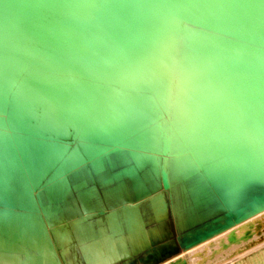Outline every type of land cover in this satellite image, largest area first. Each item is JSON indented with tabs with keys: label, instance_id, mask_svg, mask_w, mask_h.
<instances>
[{
	"label": "bare ground",
	"instance_id": "6f19581e",
	"mask_svg": "<svg viewBox=\"0 0 264 264\" xmlns=\"http://www.w3.org/2000/svg\"><path fill=\"white\" fill-rule=\"evenodd\" d=\"M11 1L5 5L0 0V103L4 105L10 98L14 117L20 114L26 98L46 96L53 105L68 107L79 115L86 113L80 130L82 137L117 142L143 126L139 125L138 114L143 112L140 109L145 100L140 96L142 92L134 94L131 90L157 89L158 76H165L171 63L174 71L185 72V75L178 72L174 75L178 80L187 81L181 84L191 80L193 84H206L195 85L194 90L186 88L184 94L180 88L182 91L176 94L175 100L192 101L188 107L193 117L191 129L206 134L203 138L207 149L216 155H223L226 150L228 157L218 161L222 171L211 164L216 169L211 166L208 177L217 183H231L243 170L246 183L247 179L250 183L249 178L264 182V0H80L60 10H57L61 5L58 4L49 15L42 11L45 3L41 1L32 4L25 0ZM183 19L194 22L178 32ZM176 33L179 34L177 47L170 58L166 54ZM75 54L79 57L69 64L72 79H56L47 72L62 66L66 56ZM218 63L223 69L215 68ZM28 67L34 70L28 72ZM26 71L22 86L7 90L8 81ZM216 71L226 77L222 85L226 91L223 107L228 121L224 125L212 115L216 99L212 78ZM11 92L14 93L12 97ZM19 136L9 137L11 141L3 143V155L7 158L5 161L2 158L5 197L11 192L7 183L11 182L14 171L21 178L27 177L18 161L14 140L18 141V148L26 153L27 159L36 162L37 165L29 166L34 178L39 171L43 176L56 161L55 152L49 149L43 137L29 133ZM143 138L150 141L152 135L141 134L138 139ZM10 149L12 156L9 158ZM78 155L75 153L70 163L77 164ZM61 167L58 168L62 172L69 168L65 163ZM62 172L65 175L67 170ZM65 184L68 185L66 179ZM61 188L51 186L47 190L56 195ZM227 192L230 193V189ZM245 196L225 217L227 226H219L224 230L217 231L220 233H215L211 241L204 239L205 242L189 247L186 251L189 257L205 255L223 245L231 252L238 251L264 237V187L259 184L249 189ZM32 206L36 207L31 202L27 205ZM40 208L45 215H52L48 205ZM5 215L7 211L0 214V229L6 227ZM28 217L17 240L23 242V249L0 237V241H5L0 242L1 249L14 248L17 254L21 252L18 250H27L24 243L29 244L38 248L35 250L38 255H33L31 264H60L40 217L32 213ZM67 229L54 234L69 243L71 236ZM167 247L163 249L164 254L170 251ZM181 262L173 260L169 264Z\"/></svg>",
	"mask_w": 264,
	"mask_h": 264
},
{
	"label": "rangeland",
	"instance_id": "374dc122",
	"mask_svg": "<svg viewBox=\"0 0 264 264\" xmlns=\"http://www.w3.org/2000/svg\"><path fill=\"white\" fill-rule=\"evenodd\" d=\"M191 26L189 21H182L179 24L178 32H181L183 27ZM197 31L204 32L199 29ZM178 35V33L174 35L173 44L166 54L170 58L175 53ZM181 39L184 38L181 37ZM181 71L180 69L174 71L173 66L169 63L166 75L158 76L160 85L157 89H154V91L139 88H135L134 91L131 90L134 94H136L135 92H142L140 96L145 100L143 107L140 109L143 112L138 114L140 118L139 125L143 126L138 129L139 131L135 130L117 142L82 137L80 130L81 125L85 122V115H79L69 108L52 105L45 97L39 99L36 97L26 98L27 101H24L23 108L17 118L14 117L13 110L8 106L9 102L6 103L5 108L2 107V111L0 109V214L7 211L4 219L6 227L0 229L1 239H5L11 245L18 244V247L23 249V242L17 240L23 231L25 221H28V216L32 213L42 220L41 225L44 226L45 231L50 236V243L54 245L55 253L59 258L57 261L59 262L60 257L63 255L62 251H66V261L73 262V248H75L81 256L82 264H90L89 259L83 252L86 243L83 240L82 231L85 228L94 227L98 232L92 237L91 245L100 259L104 260L108 257L114 237L119 236L124 240L122 246L128 252L127 258H135L138 264H150L151 262L169 264L172 259L176 258V255L185 250L180 245L183 233L198 227L205 219L221 215L225 209L231 211L235 204L246 197L245 195L249 189L251 190L259 184L264 187V182H259L257 179L249 178L250 183L248 179L246 183L247 177L243 170L232 180L233 182L223 181L224 184L226 183L225 185L222 184V181L218 184L208 177L213 165L222 171V166L218 164V161L227 158L228 155H225V149L223 155L213 154L210 149L204 146L206 140L203 137H206V134L191 129L193 117L189 113L188 109L190 108L188 107L191 106L192 101H186L182 98L178 102L175 99L182 90L184 94L189 88L194 90L195 85L206 84H199V82L193 84L194 82L192 83L191 80L183 85L186 80L184 81L181 78L178 80V77L174 76L178 75L177 72L180 75H185V72ZM181 81H183L182 84ZM20 82L21 79L18 77L8 90L19 87ZM178 85L179 87H177ZM13 95L12 93L11 96ZM127 103H130V100H127ZM0 104L2 105V103ZM3 111L4 114H2ZM179 118H182V120ZM20 133L43 137L49 144V149L55 152L54 158L56 161L54 166L48 168L43 176H41L42 172L39 171L36 172L37 176L34 178L29 166L37 165L36 162L27 159L26 153L18 148V141L14 140L18 161L27 177L21 178L14 171L11 182L7 183L8 186H11V192L8 193V197H5L2 190L5 183V179L2 178V158L4 161L7 158L3 155L5 150L3 143L8 142L9 137L19 138ZM141 134L146 137L152 135V139L150 141L145 140L146 138H143V140L138 139ZM91 141H95L96 144ZM53 144L55 148H53ZM8 152L10 158L12 149ZM75 153L79 154L77 158L80 159L78 158L77 164H72L70 163L71 157ZM62 163L70 168L65 169L67 170L65 175L61 174L62 170L59 169ZM6 164L9 165V160L6 161ZM215 166H213L214 169H216ZM249 174L252 175L251 172ZM241 176L244 181L240 179ZM167 177L171 182H177L168 185ZM207 178L211 180L216 190L215 193L212 192L215 203L212 209L208 211L206 218L197 219L193 216V208L190 204L183 203L182 197H184L183 193L186 187L196 186L197 184L206 185L208 183ZM65 179L68 185L65 184ZM135 181L146 182L143 190L138 188L136 192L132 191V184ZM232 183L235 185H232ZM51 186H61L62 188L58 191L59 193L52 195L47 190ZM209 186L210 184L206 187ZM28 188L29 191H27ZM115 188L119 190L120 194L110 199L108 194ZM229 189L230 193L227 192ZM227 194L230 196H227ZM220 196L223 198L224 203ZM231 196L235 199H232ZM8 198H10V201L7 200ZM226 199L230 200L226 201ZM98 201L99 204H97ZM201 201H204L203 196L196 198V202ZM228 201H234V203H228ZM29 202L36 205V207H27ZM132 203L137 204L136 207L139 210L140 217L148 229L153 228L158 221L166 223L171 232L170 239L175 241L179 249L177 253L174 252L169 257L161 260L162 258L157 257L152 259L143 258L145 248L137 252L132 251V231L127 228L128 217L126 215L127 207L129 208ZM47 205L52 212L50 216L45 215L40 208ZM191 213H193L192 216H190ZM26 227L29 228L28 223ZM62 229H67L70 233L71 240L69 243L64 242L61 238L59 239V234H54ZM262 239L264 240V237L260 240ZM0 242L5 241L1 240ZM24 245L27 250H18V252H21L17 254L13 250L14 248L5 250L1 247L0 253L2 255H21V257H24L23 264H31V260L34 258L33 255H38L35 252V250L38 251V248L36 249V247L25 243ZM229 252L231 251L229 250ZM123 259V257L116 258L109 264H131L132 262V260L123 262ZM63 260L64 258H62V262Z\"/></svg>",
	"mask_w": 264,
	"mask_h": 264
},
{
	"label": "crops",
	"instance_id": "0c3cea01",
	"mask_svg": "<svg viewBox=\"0 0 264 264\" xmlns=\"http://www.w3.org/2000/svg\"><path fill=\"white\" fill-rule=\"evenodd\" d=\"M166 181L168 185H173L177 182V181L171 182L169 177H167ZM145 184H146L145 181L142 182L135 181L133 182L131 189L134 192H136L138 188L139 189L142 188L143 190V186ZM208 184H210L209 187L212 190L211 192H210V188L206 187L208 186ZM126 190L128 191V189ZM212 192L215 193L216 190L214 188V185L209 179L206 185L197 184L196 186L186 187L183 193L184 197H182L183 198L182 202L186 204L187 203L190 204V206L193 208L194 214L191 213L190 216H192L193 214V216L197 217V219L206 218V216L208 215V211L212 209V206L215 203ZM119 194H120L119 190L115 188V190L112 189L109 192L108 197L111 199ZM202 196L204 198V201H201L199 203L196 202V198ZM221 200L224 203L222 197ZM97 204H99V201L97 202ZM136 206L137 204L132 203L129 206V208L127 207V214H126L128 217L127 228L129 231H132V236H131L133 240L132 251L137 252L140 249L145 248L146 251L142 256L143 258L152 259L154 257H157L163 259L169 257V254L174 251L175 243L170 239V231L168 226L166 225L165 222L158 221L153 228L148 229L145 226L144 222L142 221L139 210ZM229 211L230 210L225 209L222 215L207 219L206 221L202 222L197 228L187 231L183 235V237L186 244H190V245L182 253L176 255V258L172 259L171 261L173 260L175 262L182 261L181 262L182 264H264V240L257 241L254 244H249L246 247H242L241 250L239 249L240 251L238 250L234 252H229L228 248L226 247L227 245H223L221 249L219 250L213 249L212 251H208L205 255L202 256L189 257L187 255L186 251L189 249V247L193 248V246L197 244H201L203 243V241L205 242V240L211 241L214 239L215 233L219 234L224 230V228L227 226L225 217L230 213ZM65 214L67 215L66 212ZM221 218H223V220ZM219 220L220 223L217 224ZM213 222L217 224L218 228L215 226L216 224H214ZM211 224H214L215 228ZM219 226H223L224 228ZM219 230L220 232H217ZM201 231L204 232L200 236L199 235L197 236V234H200ZM97 232L98 230L94 227H88L83 229L82 231V237L84 242L86 243L83 248V252L87 257V259H89L90 264H109L111 261L120 257L124 258L123 262H129L132 260V258L131 259L129 257L127 258L128 252H126L122 246L124 240L119 236L114 237L113 243L111 244L112 247L111 251L109 252V255L106 259L103 260L97 257L96 252L93 246L91 245V239L94 235H96ZM166 247L169 248L170 251L164 254L163 249ZM73 249H74L73 262L66 261L65 258L66 251H64L62 257H60V264H63V262L64 264H71V263L82 264L81 256L77 253L75 248ZM23 258L24 257H21V255L18 256L2 255V253H0V264H23ZM62 258H64L63 262H62Z\"/></svg>",
	"mask_w": 264,
	"mask_h": 264
},
{
	"label": "water",
	"instance_id": "95a60500",
	"mask_svg": "<svg viewBox=\"0 0 264 264\" xmlns=\"http://www.w3.org/2000/svg\"><path fill=\"white\" fill-rule=\"evenodd\" d=\"M11 0H2V3L3 4H5V5H7V2H10ZM42 2V3H45L43 6H42V11L46 14V15H49V13L58 5V4H61L60 6H57V10H60V9H62V8H64V7H67V6H69V5H71V4H73V3H75V2H77V1H80V0H25V2H27V3H34V2H36V3H39V2ZM11 2H16V1H11ZM42 5V4H41ZM41 5H39V7L41 8ZM56 10V11H57ZM182 21H189V23H191V22H194V21H192V20H188V19H183V20H181V22ZM211 47H213V44L211 43ZM218 47V44L217 45H215V48H217ZM79 57V55H77V54H75V55H69L68 57L66 56V58H64L63 59V62H62V66H60V67H57V68H55V69H53L52 71H47L48 69H46V70H44V68H38V70H41V71H47V72H49V74L52 76V77H54V78H56V79H64V80H70V79H72V75H71V73L69 72L70 70H69V64H72V63H74V61H75V59L76 58H78ZM73 61V62H72ZM222 66V67H221ZM33 67V66H32ZM32 67H28L30 70L28 71V72H30V71H33L34 70V68H32ZM215 68H221V69H223V65L221 64V63H218V64H216L215 65ZM36 69V68H35ZM213 70H214V67L212 68ZM25 74H28L27 73V71L26 72H23V74H18L15 78H13V79H11V80H9L8 82H9V86H7L8 88L11 86V84L19 77V79H21V82H20V84H19V86H22V84H23V79H24V77L26 76ZM213 74H215V75H213V87H212V90H213V92L215 93V95H216V99H215V102H214V107H213V116H217V120H218V122L220 123L221 122V124L222 125H224L225 123H227V121H228V116L226 115V112L224 111V107H223V104L225 103V98H224V94H225V86L224 85H222V83H225V81H226V77L225 76H223V75H219L218 73H217V71L216 72H213ZM218 74V75H217ZM216 77V78H215ZM6 87V88H7ZM8 90V89H7ZM13 89H11L10 91H12ZM16 93V92H15ZM11 94H12V92H11ZM10 94V95H11ZM14 94V93H13ZM12 97V96H11ZM42 97H45L48 101H49V99L46 97V96H42ZM42 97H36V98H42ZM9 100H10V98H9ZM7 101L6 103H8L9 105V107L10 108H12L11 106H10V101ZM5 103V104H6ZM49 103H51L50 101H49ZM5 104L4 105H2V107H4L5 106ZM52 104V103H51ZM53 105V104H52ZM1 106V105H0ZM56 106V105H55ZM2 107H0V109H2ZM62 108H68V107H62ZM70 109V108H69ZM72 110V109H71ZM215 110V111H214ZM74 111V110H73ZM209 111H210V109H209ZM75 112V111H74ZM82 115V114H81ZM83 115H85L86 116V113H84ZM92 139V138H91ZM97 140H99V139H97ZM224 213V212H223ZM222 213V214H223ZM221 214V215H222ZM219 216V215H218ZM218 216H215V217H218ZM210 219V218H209ZM207 219H205L204 221H206ZM203 221V222H204ZM197 228V227H196ZM195 229V228H194ZM193 230V229H192ZM170 231V230H169ZM190 231V230H189ZM187 232V231H186ZM185 232V233H186ZM185 233H183V235L185 234ZM170 235H171V232H170ZM183 235L181 236V241H180V245L182 246V247H184V249H186L190 244H186V242H185V240H184V237H183ZM171 237V236H170ZM172 240V239H171ZM172 241H174V240H172ZM174 243H175V241H174ZM178 247H177V245H176V243H175V248H174V251L173 252H171L170 254H169V256L170 255H172L174 252H178ZM167 258V257H166ZM165 259V258H164ZM161 260H163V259H161ZM160 260V261H161ZM159 261V262H160ZM141 262V261H140ZM131 264H138V263H136V261H135V258H132V262H131ZM141 264H143V263H141ZM150 264H157V263H154V262H151Z\"/></svg>",
	"mask_w": 264,
	"mask_h": 264
}]
</instances>
